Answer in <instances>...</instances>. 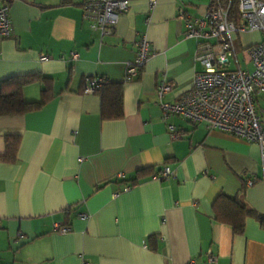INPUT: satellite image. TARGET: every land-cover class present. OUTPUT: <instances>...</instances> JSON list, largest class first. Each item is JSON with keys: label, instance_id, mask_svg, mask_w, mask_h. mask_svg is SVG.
Masks as SVG:
<instances>
[{"label": "crops", "instance_id": "1", "mask_svg": "<svg viewBox=\"0 0 264 264\" xmlns=\"http://www.w3.org/2000/svg\"><path fill=\"white\" fill-rule=\"evenodd\" d=\"M209 1L157 0L149 9L147 0H131L113 31L101 35L82 18V0H10L0 91L25 77L24 100H46L0 115V156L5 137L18 139L15 160L0 161V264H264L257 144L176 115L163 122L158 105L159 83L172 85L162 100L173 102L201 70L179 9L199 16ZM141 37L152 54L124 81ZM71 51L76 60L59 58ZM42 52L53 59L39 62ZM92 78L123 84L121 118H101L99 96L83 92ZM167 124L180 138L170 137ZM163 168L173 176L157 179ZM141 169L149 174L125 190ZM218 194L238 197L251 211L242 233L213 219ZM56 220L69 231L53 232Z\"/></svg>", "mask_w": 264, "mask_h": 264}, {"label": "built area", "instance_id": "2", "mask_svg": "<svg viewBox=\"0 0 264 264\" xmlns=\"http://www.w3.org/2000/svg\"><path fill=\"white\" fill-rule=\"evenodd\" d=\"M131 0H82V18L89 22V27L101 35L111 33L119 15L128 9ZM10 0H0V39L11 35L9 19ZM157 0H147L152 9ZM237 17L229 18L231 0H210L199 16H190L179 9L178 18L184 19V37L196 39L194 59L201 65V70L194 73L190 87L183 91L173 102L162 100L172 85L161 82L157 85L156 95L161 109V118L166 122L169 116L176 115L193 124H201L206 129L219 130L247 142L257 144L260 161L264 165V0H236ZM259 32L258 41L241 47L244 52V64L240 67L235 46V36ZM240 49V48H239ZM152 54L149 42L141 37L136 43V56L126 64L124 81H130L139 74L140 68ZM61 60L74 61L76 51H71ZM53 59L48 53H39L38 61ZM235 65L230 68V64ZM101 78H92L85 85L84 93H93L94 86ZM256 106L260 110H256ZM172 139L180 138V132L167 124ZM173 176L163 168L157 179ZM254 179H247L251 186ZM125 187V190L128 189ZM84 217V215H81ZM52 231L65 234L69 226L56 220ZM208 262H216V256L205 253ZM81 264H89L82 260ZM189 264H194L192 261Z\"/></svg>", "mask_w": 264, "mask_h": 264}, {"label": "trees", "instance_id": "3", "mask_svg": "<svg viewBox=\"0 0 264 264\" xmlns=\"http://www.w3.org/2000/svg\"><path fill=\"white\" fill-rule=\"evenodd\" d=\"M231 1L232 8L229 18L235 19L237 17L236 0ZM30 80L25 77H16L3 83L8 85V82H10L12 87L6 91H0V115L22 114L43 105L46 100L45 97L34 102L24 100L21 89ZM48 81L47 78H43L40 81V83L44 82V84L42 83L43 93L46 91L47 85L45 83ZM93 93H96L100 98V115L102 119H118L122 117L123 84L121 82H108L102 79L99 84L94 86ZM17 143V137H5V153L0 156V161L11 163L15 160ZM149 171V169L137 171L135 176L128 180V186L135 185L143 176L149 174ZM211 209L213 219L219 223L229 225L235 234L242 233L244 219L252 214L238 197H227L223 194H218L215 197Z\"/></svg>", "mask_w": 264, "mask_h": 264}, {"label": "rangeland", "instance_id": "4", "mask_svg": "<svg viewBox=\"0 0 264 264\" xmlns=\"http://www.w3.org/2000/svg\"><path fill=\"white\" fill-rule=\"evenodd\" d=\"M259 32H252V33H249V34H244L241 36V43H242V46L244 47V45H248L250 43H254L256 41H258L259 39ZM241 46V45H240ZM237 57H238V60H239V63L244 66V62L243 60L245 59L244 58V52L242 50V48L240 47L238 53H237ZM235 65L233 63L230 64V68H234ZM260 104L262 107H264V100L261 98L260 99ZM256 110H260V107L256 106Z\"/></svg>", "mask_w": 264, "mask_h": 264}]
</instances>
